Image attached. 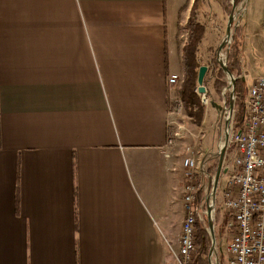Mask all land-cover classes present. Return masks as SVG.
I'll return each mask as SVG.
<instances>
[{
    "label": "crops",
    "instance_id": "obj_1",
    "mask_svg": "<svg viewBox=\"0 0 264 264\" xmlns=\"http://www.w3.org/2000/svg\"><path fill=\"white\" fill-rule=\"evenodd\" d=\"M194 1L0 0V264H174L186 210L169 78ZM245 3L250 88L264 0ZM201 24L199 50L220 30Z\"/></svg>",
    "mask_w": 264,
    "mask_h": 264
},
{
    "label": "built area",
    "instance_id": "obj_2",
    "mask_svg": "<svg viewBox=\"0 0 264 264\" xmlns=\"http://www.w3.org/2000/svg\"><path fill=\"white\" fill-rule=\"evenodd\" d=\"M179 75L169 78V85L179 83ZM181 132L169 133L167 147L181 139ZM233 155L225 158L226 184L222 190V208L230 220L231 238L224 253L227 264H264V76L248 90L243 129L233 134ZM200 153L195 140L187 146L182 167L186 216L179 248H171L174 264H194L197 252V221H201V205L196 196L201 186Z\"/></svg>",
    "mask_w": 264,
    "mask_h": 264
},
{
    "label": "rangeland",
    "instance_id": "obj_3",
    "mask_svg": "<svg viewBox=\"0 0 264 264\" xmlns=\"http://www.w3.org/2000/svg\"><path fill=\"white\" fill-rule=\"evenodd\" d=\"M233 1L236 0H199L198 2V8H197V15L200 16V21L205 26H208V29L210 31V35L213 36V32L215 29L219 30L218 39H207V41L204 43L202 48L198 52V60L199 64L202 66L208 67V72L206 75V88L207 92H210L213 94L212 98L206 97L207 95L202 96V102L204 103L205 107L211 108L210 101H214L217 105H219L221 108L226 107L229 109V105L231 103L230 93L231 90L227 89L229 86V79L225 75V81L227 82V87L223 90L222 96L220 94L215 93L213 89V80H212V61L215 59L217 61V52L218 48L220 46V41L222 42L226 35V25L228 22V17L230 14H228V11H232V4ZM222 5V8L220 7ZM237 5V11L239 10V14L235 21V27L233 29V37L237 32H239L240 36L245 32L246 27V19L244 18V8H245V0H241ZM229 6L231 8L229 9ZM224 8H226L224 10ZM223 9V13H222ZM248 16V14H247ZM198 21V20H197ZM200 23V22H199ZM239 27V28H238ZM243 31V32H242ZM212 32V34H211ZM249 36V38L252 37V32H248L244 34V38L246 39V36ZM233 37L231 40L230 48L233 42ZM242 40V39H241ZM253 40L249 39L247 44H252ZM243 44V43H242ZM264 46V45H263ZM243 47V46H242ZM229 48V51H230ZM250 53V51H248ZM256 55L260 54L259 51L254 52ZM221 54H223V59L227 58L228 56L226 54V49H224ZM220 54V55H221ZM242 54V53H241ZM248 57L247 59V69L246 71L249 74V78L252 76H261L264 75V60L261 64H256L253 66V60L257 59L256 56ZM258 61V60H257ZM256 61V62H257ZM218 63V62H217ZM219 65V64H218ZM199 72V71H198ZM224 73V72H223ZM184 73L179 75L180 81L173 87V94H175L174 99L171 100V117L172 120L170 125V133L179 131L181 132V139L177 140V145L179 147V150L182 152L180 154V158L183 159L186 153V148L189 146L193 140H196L197 148L200 153V169L201 174L198 177V182L200 186L202 187V190L204 191V197L201 202V221L200 224L203 228L206 229L208 234V245L207 250L208 254L205 257L207 259V262L209 264V253L212 247V241L209 234V227H208V220H207V204H206V198L210 196L212 191V182L214 180V176L217 170L218 162H219V152L222 146L224 145L225 141V131L226 126L225 122L227 118L229 117L228 111H225V114L220 112L219 110H215L214 115L210 117L209 120L206 121L204 125L203 121L200 124H197L193 118L189 117L186 113L184 107L181 104V100L179 97V90L184 78ZM242 78L244 76V72L242 70ZM236 77V76H235ZM237 78V77H236ZM246 94L243 99L244 108L239 113L238 112V106H236V95L233 99L234 104V111L231 116V130H230V140L233 137V134L237 132V128L240 127V129H243L244 126V119L246 116V102L248 98V88L249 86H246ZM211 97V96H210ZM212 109V108H211ZM206 112V110H205ZM238 114L241 116L238 117ZM240 118L238 121L237 119ZM204 119V118H203ZM238 124V125H237ZM234 152V145L229 142L228 150H227V158L233 155ZM224 174H222L223 176ZM222 176L220 178V182L222 179ZM225 176V175H224ZM187 178L184 175L183 177V186L187 183ZM220 182L216 193V200H215V207L213 212V223H214V233H215V251L214 255L212 256V264H227V258L226 254L224 253L226 244L228 243L229 239L231 238V232L228 230V228L225 227V222L227 219V214H225V211L222 208V203L220 204L217 197L220 196ZM223 185V184H222ZM197 237H198V230H197ZM201 245L197 242V252L194 261L201 256Z\"/></svg>",
    "mask_w": 264,
    "mask_h": 264
},
{
    "label": "trees",
    "instance_id": "obj_4",
    "mask_svg": "<svg viewBox=\"0 0 264 264\" xmlns=\"http://www.w3.org/2000/svg\"><path fill=\"white\" fill-rule=\"evenodd\" d=\"M241 0H236L238 4ZM199 0H195L191 14L188 20L186 27L187 30V41L183 48V58H182V67H183V81L179 90V97L181 104L184 107L186 113L189 117L193 118L197 124L202 123L206 107L202 102V96L198 93V71L202 66L199 64L198 60V50L199 45L204 37L205 28L204 26L197 21V8ZM231 6H229V9ZM226 8H224L225 10ZM230 14V11H228ZM241 53H242V40L239 32L234 35L233 42L228 54L227 66L230 72L237 77L236 81V106H238V112L240 113L244 108L243 99L246 94V85L244 78H242V64H241ZM212 80H213V89L215 93L221 94L222 90L227 87V82L225 81V75L218 65L217 61L213 59L212 61ZM205 79V87H206ZM208 97L209 92L206 94ZM241 115L238 114V117ZM240 118L237 119V121ZM238 125V124H237ZM237 132L241 131L240 127L237 128ZM204 197V191L202 187L196 196V204L200 205ZM17 212H18V199H17ZM196 228L198 230L197 242L202 246L201 247V256L194 261V264H208L207 259L205 258L208 254L207 245H208V234L205 228L202 227L199 221L196 223Z\"/></svg>",
    "mask_w": 264,
    "mask_h": 264
},
{
    "label": "water",
    "instance_id": "obj_5",
    "mask_svg": "<svg viewBox=\"0 0 264 264\" xmlns=\"http://www.w3.org/2000/svg\"><path fill=\"white\" fill-rule=\"evenodd\" d=\"M239 12H240L239 10L237 11V5L235 1H233L232 11L228 17V22L226 25V35L218 48L217 58H216L220 68L222 69L224 74L229 79V86L227 89L231 90V93H230L231 103L229 105V109H227L226 107L220 108L223 114H225V111H228L229 117L227 118L225 122V126H226L225 141H224V145L222 146L219 152V162H218L217 170L214 176V180L212 182V185H213L212 191H211L210 196L206 198L207 220H208L209 234H210L211 241H212V247L209 253V264H212V256L214 255V251H215V233H214V223H213V212H214L216 193H217V189L219 186L220 178L222 174H225L227 172V169L224 168V162L227 156V150H228V145H229L230 136H231L230 135L231 116L234 111L233 99L235 98V95H236V81H237V78L228 69L227 58L225 59L221 58L220 54L224 49H226L227 56L229 54V48H230L231 40L233 37V29L235 27V21H236V18ZM207 72H208L207 66H201L199 68L198 80H197L198 81V93L203 96L207 94V88L205 87V84H204Z\"/></svg>",
    "mask_w": 264,
    "mask_h": 264
},
{
    "label": "bare ground",
    "instance_id": "obj_6",
    "mask_svg": "<svg viewBox=\"0 0 264 264\" xmlns=\"http://www.w3.org/2000/svg\"><path fill=\"white\" fill-rule=\"evenodd\" d=\"M220 57L223 58V54H221Z\"/></svg>",
    "mask_w": 264,
    "mask_h": 264
}]
</instances>
